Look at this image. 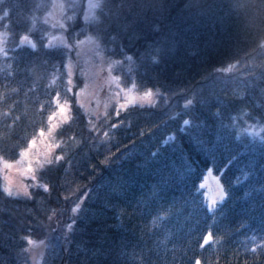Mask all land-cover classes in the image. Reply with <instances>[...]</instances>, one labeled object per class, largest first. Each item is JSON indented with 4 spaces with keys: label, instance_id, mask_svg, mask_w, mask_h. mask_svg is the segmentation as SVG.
Masks as SVG:
<instances>
[{
    "label": "trees",
    "instance_id": "1",
    "mask_svg": "<svg viewBox=\"0 0 264 264\" xmlns=\"http://www.w3.org/2000/svg\"><path fill=\"white\" fill-rule=\"evenodd\" d=\"M87 1L60 0V23L42 18L54 0L0 4V158L68 103L54 163L36 168L29 196L9 197L0 179V264H30L27 237L43 238L35 264H264V135L247 130L264 126V0H160L120 17L119 0H94L101 23L85 21ZM59 29L94 38L118 83L154 90L153 101L86 115L69 49L46 41ZM206 167L222 190L209 205Z\"/></svg>",
    "mask_w": 264,
    "mask_h": 264
},
{
    "label": "rangeland",
    "instance_id": "2",
    "mask_svg": "<svg viewBox=\"0 0 264 264\" xmlns=\"http://www.w3.org/2000/svg\"><path fill=\"white\" fill-rule=\"evenodd\" d=\"M59 1L54 0L52 6L42 14L43 19L60 23L61 5ZM90 2L93 3L94 0L87 1V8H89ZM24 36L21 35L19 40L21 41ZM5 39V32L0 29V47L5 43ZM46 41L48 43H64L69 49V56L65 60L67 80L71 84L75 80L73 75L78 78L73 94L75 101L81 105L86 115H96L110 103L115 106H123L131 102L147 104L153 101L154 90H151L153 95L150 98L141 100L140 97L145 91L137 92L118 83L116 76L109 70L110 63L101 55L95 39L91 36L84 35L68 40L62 29H59L47 34ZM60 106L65 109L63 113L60 111ZM67 109L68 103L64 99L58 98L48 125L40 128L14 159L0 158V179L3 189L9 188L12 193L23 194L29 184L37 183L36 179H31L33 173L28 172L27 169L31 166L35 174L36 168L51 158L52 150L57 144L53 137L55 128L53 125L56 126L59 121L65 118ZM247 130L258 136L264 135L262 123H251L247 126ZM42 131L44 132L43 136L40 135ZM33 140L36 141L34 145L31 144ZM21 153L25 154L21 155ZM6 164L11 167H6ZM198 187L204 202L208 205L220 199L222 195L217 175L212 172L210 167L204 168ZM26 239L33 241L32 244H26V249L29 263L35 264L42 249L43 238L27 237Z\"/></svg>",
    "mask_w": 264,
    "mask_h": 264
},
{
    "label": "snow or ice",
    "instance_id": "3",
    "mask_svg": "<svg viewBox=\"0 0 264 264\" xmlns=\"http://www.w3.org/2000/svg\"><path fill=\"white\" fill-rule=\"evenodd\" d=\"M4 2V0H0V4H2ZM159 5H160V0H119V2L114 6L116 8V11H112L111 15L113 17H120L122 15H124V13L126 11H130V12H134L135 15H142L145 11L147 10H159ZM90 12L85 14L84 19L85 21L88 22H93V23H101V18L98 15L92 14L91 10L92 9H100L101 8V4L100 3H89L88 5ZM9 16V12L8 11H4L3 15L0 16V21L4 20L5 18H7ZM69 19H72V17H69ZM61 27H63V25H61ZM27 42L32 49L36 48V44L32 43L31 40H29V37L27 35H25L23 37V39L21 40V44ZM67 47V46H66ZM128 61L133 60V58L131 56L127 57ZM159 60L156 59V57H153V63H158ZM117 63H120L119 61H117ZM111 67L109 68V70L111 71ZM118 79V78H117ZM133 87H136V85L134 84ZM153 95L152 91H145L143 93V95L140 97L141 100H147L148 98H150ZM193 103V101L189 100L188 104L191 105ZM60 111L61 113H63L65 111L63 106H60ZM49 119H51V117H49ZM189 123V121L185 120L184 124L187 125ZM53 127H55V125H53ZM41 136L44 135V132L42 131L40 133ZM36 143L35 140H33L31 142L32 145H34ZM57 148H59V145H56ZM25 153H21V155H24ZM63 157L60 156H56L55 160L59 161L62 160ZM47 163L49 165L53 164L54 161L52 159H48ZM6 167H11V165H5ZM43 167V165L41 166ZM28 172L33 173V175L31 176L32 180L36 179V176L34 174V170L31 168V166H29V168L27 169ZM40 187L43 188L44 191H48V186L47 185H40ZM4 193H6L9 197H11L13 195L12 191L9 188H4L3 189ZM17 195H20V193H17ZM24 196H29V192L27 191V189H25V191L23 192ZM79 209V205H77L76 207H74L72 209V212L75 213L77 212ZM72 224H69V228H72ZM211 235L206 236L204 238V245H207L209 243V241L211 240ZM26 242L28 244H32L33 241L30 239H26ZM253 251H255V249H253ZM195 264H201V260L197 259L195 261Z\"/></svg>",
    "mask_w": 264,
    "mask_h": 264
}]
</instances>
